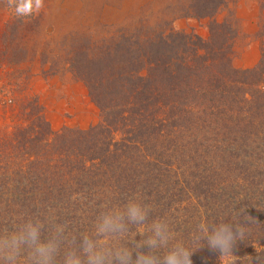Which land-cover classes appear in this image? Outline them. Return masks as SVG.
Here are the masks:
<instances>
[{"label": "trees", "instance_id": "trees-1", "mask_svg": "<svg viewBox=\"0 0 264 264\" xmlns=\"http://www.w3.org/2000/svg\"><path fill=\"white\" fill-rule=\"evenodd\" d=\"M177 1L166 4L207 19L206 38L144 16L52 37L41 13L0 0V240L39 232L15 264H41L40 245L48 264H165L181 244L193 264H264V20L256 62L239 68L236 30L214 18L235 0ZM33 58L41 76L83 85L95 123L52 130L36 95L17 98ZM221 224L244 230L228 256L205 239Z\"/></svg>", "mask_w": 264, "mask_h": 264}, {"label": "rangeland", "instance_id": "rangeland-1", "mask_svg": "<svg viewBox=\"0 0 264 264\" xmlns=\"http://www.w3.org/2000/svg\"><path fill=\"white\" fill-rule=\"evenodd\" d=\"M173 0H44L39 26L43 32L62 35L69 30L86 28L89 33L99 34L107 25L131 22L135 17L144 16L147 23L162 17L170 22L173 29L192 32L206 38L207 19L182 17L181 9H171L166 3ZM185 0H179L181 5ZM179 5V7H180ZM158 8V12L156 9ZM163 11H160V10ZM7 13L0 10V27L7 19ZM131 16H134L131 18ZM214 18L231 20L236 35L234 38L233 64L239 68L252 66L259 55L258 42L254 36L259 20H264L257 0H235L219 9ZM36 59L24 61L19 75L25 89H17V98L36 95L42 104L43 115L52 130L62 126L86 128L97 120V109L86 96L83 85L68 74L43 77L38 72ZM5 70L0 69V80L5 78ZM15 74V72H13ZM16 76V74H15ZM14 76V77H15ZM24 80V81H23Z\"/></svg>", "mask_w": 264, "mask_h": 264}, {"label": "clouds", "instance_id": "clouds-1", "mask_svg": "<svg viewBox=\"0 0 264 264\" xmlns=\"http://www.w3.org/2000/svg\"><path fill=\"white\" fill-rule=\"evenodd\" d=\"M8 8H10L17 17L27 18L39 15L45 8L44 0H6ZM128 214L133 219L143 220L146 213L136 204L129 205ZM28 231L20 235H14L10 239L0 240V253L6 259L15 260L19 253L20 244L25 241L35 243L38 240L39 232L37 228L28 225ZM159 229V225H156ZM159 234V232H158ZM244 230L240 225L221 224L218 230H214L212 234L206 235L209 250L219 252L223 256H228L234 246L237 238H243ZM179 252L169 253L165 257V264H193L191 259L193 253L181 244ZM36 251L44 257L41 264H48L49 249L45 246H37ZM67 264H80L79 260H68Z\"/></svg>", "mask_w": 264, "mask_h": 264}]
</instances>
